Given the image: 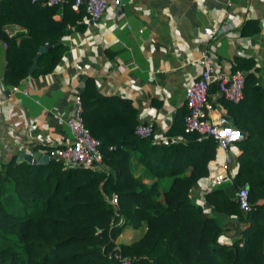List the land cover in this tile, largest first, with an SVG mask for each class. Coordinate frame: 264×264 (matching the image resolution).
Returning a JSON list of instances; mask_svg holds the SVG:
<instances>
[{
	"label": "trees",
	"instance_id": "1",
	"mask_svg": "<svg viewBox=\"0 0 264 264\" xmlns=\"http://www.w3.org/2000/svg\"><path fill=\"white\" fill-rule=\"evenodd\" d=\"M85 16L86 6L75 10L72 0L62 6L0 0V39L7 44L5 80L17 85L29 75L54 71L66 50L68 25ZM9 24L24 31L11 36ZM258 30L257 21H249L243 32ZM234 67L247 73L245 96L240 103L223 104L245 135L237 146L234 185L249 186L252 208L241 209L223 189L208 192L205 201L238 218L240 237H227L224 224L192 196L193 187L212 173L216 141L186 132L183 122L173 133L185 140L152 144L153 137L136 133L134 103L101 93L89 77L81 93L83 118L101 142L104 167L70 166L54 158L37 165L16 158L3 162L0 264H122L114 252L136 257V264H264V85L253 59L236 58ZM216 90L214 85L212 92ZM134 162L144 166L142 174L133 172ZM169 178L170 186L162 190ZM144 225L139 239L116 243L126 227Z\"/></svg>",
	"mask_w": 264,
	"mask_h": 264
},
{
	"label": "crops",
	"instance_id": "2",
	"mask_svg": "<svg viewBox=\"0 0 264 264\" xmlns=\"http://www.w3.org/2000/svg\"><path fill=\"white\" fill-rule=\"evenodd\" d=\"M231 2V7L227 0H125L120 7L110 5L99 24L88 26L85 16L68 25L66 50L54 71L29 75L17 85L5 80L7 44L0 39V171L12 158L29 162L22 157L34 155L40 160L50 149L71 141L64 119L74 111L89 77L101 93L131 100L138 120L154 122L158 138L180 136L173 130L183 125L188 112L185 88L199 76L198 59L205 45L213 50L220 70L226 63L235 64L236 58L253 59L264 85V0ZM249 21H257L259 30L245 34ZM213 24L224 29L220 38L204 32ZM7 29L11 36L24 31L16 24ZM222 159L218 149L210 168ZM143 171L144 166L134 162L133 172ZM208 177L193 187L192 196L224 224L227 237H240L238 218L206 203ZM165 184L170 186L171 179ZM222 189L233 198L230 185ZM141 228L126 227L121 235L126 238L118 242L139 239L146 225L138 234Z\"/></svg>",
	"mask_w": 264,
	"mask_h": 264
},
{
	"label": "built area",
	"instance_id": "3",
	"mask_svg": "<svg viewBox=\"0 0 264 264\" xmlns=\"http://www.w3.org/2000/svg\"><path fill=\"white\" fill-rule=\"evenodd\" d=\"M49 6H62L70 0H32ZM125 0H72L73 8L79 9L86 6L88 26L99 24L110 5L122 6ZM231 7V0H227ZM208 35L221 37L224 29L219 24H213L204 28ZM200 66L199 76L185 88V100L188 112L184 117L186 132H196L204 137H211L216 141L222 160H216L212 173L207 178V189L213 191L226 186L232 187L233 198L239 201L241 209L250 211V188L245 185L236 188L234 175L239 168L238 142L245 136L231 122L228 110L223 101L240 103L245 96L246 71L236 69L235 64L229 62L220 70L216 57L209 45L201 50L198 59ZM217 85V90L212 92V87ZM14 91L19 86L13 87ZM70 129L72 139L66 144L50 149L48 155L75 166H84L94 170L104 167L103 154L100 149L101 142L92 135L83 118V102L81 93L74 101V111L64 119ZM136 133L140 137H153L154 145H171L182 140L180 136H155V124L153 121L140 119L136 127ZM71 166V165H70ZM112 202L117 204V196L112 197ZM113 257L122 264H136V257L124 256L114 252Z\"/></svg>",
	"mask_w": 264,
	"mask_h": 264
},
{
	"label": "water",
	"instance_id": "4",
	"mask_svg": "<svg viewBox=\"0 0 264 264\" xmlns=\"http://www.w3.org/2000/svg\"><path fill=\"white\" fill-rule=\"evenodd\" d=\"M45 48H42L41 49V52L44 51ZM39 56L36 57V61L35 63L33 64V67L31 69V71H34L37 67V60H38ZM23 159L25 158L27 161L29 162H32L34 165H37V164H41V163H45V162H48L50 160H52L53 158H51L49 155H45L44 157H42L40 160H37V158L34 157V155H27L26 157H22ZM56 159V158H54ZM71 166H75L73 163H70Z\"/></svg>",
	"mask_w": 264,
	"mask_h": 264
},
{
	"label": "rangeland",
	"instance_id": "5",
	"mask_svg": "<svg viewBox=\"0 0 264 264\" xmlns=\"http://www.w3.org/2000/svg\"><path fill=\"white\" fill-rule=\"evenodd\" d=\"M168 187H169L168 184H167V185L164 184V185L162 186V190H166V189H168ZM141 229H142V230H141L142 232H139L138 234H142V233L144 232V231H143V227H142ZM123 231H124V230H123ZM122 234H123V232L121 233V235H122ZM121 235L116 239V243H117V244H121V243L118 242V239H119L120 237L123 238V236H121ZM237 237H239V236H237ZM237 237H236V238H237ZM125 238H126V235L124 234V238H123V239H125Z\"/></svg>",
	"mask_w": 264,
	"mask_h": 264
}]
</instances>
